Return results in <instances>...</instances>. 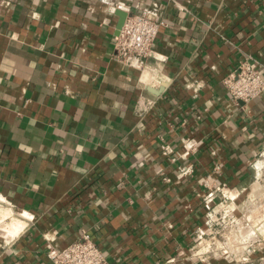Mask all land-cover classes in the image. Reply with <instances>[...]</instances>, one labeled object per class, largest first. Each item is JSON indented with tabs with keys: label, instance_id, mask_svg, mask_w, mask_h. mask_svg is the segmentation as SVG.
I'll return each instance as SVG.
<instances>
[{
	"label": "crops",
	"instance_id": "obj_1",
	"mask_svg": "<svg viewBox=\"0 0 264 264\" xmlns=\"http://www.w3.org/2000/svg\"><path fill=\"white\" fill-rule=\"evenodd\" d=\"M125 6L164 21L142 69L113 56ZM245 57L264 64V0H0V214L21 225L0 230V264H54L48 246L84 231L112 264H231L197 229L215 168L239 202L264 167V94L223 84Z\"/></svg>",
	"mask_w": 264,
	"mask_h": 264
},
{
	"label": "built area",
	"instance_id": "obj_2",
	"mask_svg": "<svg viewBox=\"0 0 264 264\" xmlns=\"http://www.w3.org/2000/svg\"><path fill=\"white\" fill-rule=\"evenodd\" d=\"M124 9L128 11V15L119 33L115 36L113 56L128 66L142 69L144 62L157 54L155 41L164 21L145 8L134 11L131 6H125ZM223 84L235 101L248 104L264 94V64L253 57H245L223 77ZM156 103V98L140 95L136 101L135 110L141 117H145ZM201 142L195 138H185L183 141L185 153L198 151ZM163 148L165 154L173 155L174 148L172 146L166 144L163 145ZM185 153L182 156L186 155ZM193 170L191 165L181 168V172L184 174L192 173ZM216 171L217 168L208 175L206 185L209 189H214V187L220 189L221 199L214 205L217 197L215 190H211L206 196L207 208L212 211L208 214V227L197 229V237L200 242L204 241L203 235L209 234L211 225L216 220L222 224L228 217L229 220L231 219V223L238 222L235 209L241 191L235 192L236 187H231L227 182L216 185L213 176ZM213 240H215V236L212 235L208 237V242L205 240L203 243L212 245ZM47 256L54 264H112L102 247L86 231L66 246L49 245ZM214 256L217 257V255Z\"/></svg>",
	"mask_w": 264,
	"mask_h": 264
},
{
	"label": "rangeland",
	"instance_id": "obj_3",
	"mask_svg": "<svg viewBox=\"0 0 264 264\" xmlns=\"http://www.w3.org/2000/svg\"><path fill=\"white\" fill-rule=\"evenodd\" d=\"M263 173H264V167L260 168L258 170L256 177H254L253 180L248 182L246 186L247 190L244 192L243 198H241L242 201L237 202V208L235 209V213L237 216L236 221H238L237 223L236 222L231 223L230 222L231 219L229 220L228 217L226 218L225 222H222V224L217 222V220L216 222L212 223L211 230L209 234L206 236L208 237L209 235L210 236L213 235L215 236V240H213L212 245L204 244L207 247H209L208 251L210 255L213 256L217 255V257L221 255L220 257L223 259L225 258V260H228L229 263L238 264L244 261V258L248 257L249 253L252 252L256 253L259 252L260 250H264V237H263L264 235L255 234L252 236H248L249 230L253 227L252 223H254L255 225L258 223V221L259 222L261 221V216L264 217V174ZM254 205L260 206L259 208L254 210L255 214L253 213V211H251ZM249 208H251L250 211H248ZM253 216H255V218ZM249 223L251 224V227L247 226ZM1 229L2 226H0V230ZM245 234L247 236L246 238H244ZM245 241L246 242L249 241L247 242V245ZM242 246H244L243 249L244 252L238 253L236 250H240ZM236 247L237 249L236 250L233 249L234 250L233 251L232 248H236Z\"/></svg>",
	"mask_w": 264,
	"mask_h": 264
},
{
	"label": "bare ground",
	"instance_id": "obj_4",
	"mask_svg": "<svg viewBox=\"0 0 264 264\" xmlns=\"http://www.w3.org/2000/svg\"><path fill=\"white\" fill-rule=\"evenodd\" d=\"M261 202V201H260ZM260 206L258 205H254L252 208V210L251 211H253V213L255 212L254 210H256L257 208H259ZM250 209L251 208H249V210L248 211H250ZM257 213V212H256ZM251 214V213H250ZM255 214V213H254ZM9 215H10V212L8 211V210H4L1 214H0V226H2V229L4 230V232L6 231H11V232H13V233H17L19 230H20V228H21V225L19 224V223H17L16 222V224H14V223H9L8 225L6 224V221H5V219L7 218V217H9ZM254 218H255V216H253ZM252 217V218H253ZM251 218V219H252ZM256 218H257V216H256ZM259 218V217H258ZM250 219V220H251ZM260 219V218H259ZM249 220V219H248ZM254 220H256V219H254ZM243 221V220H242ZM252 221V220H251ZM249 222V221H248ZM254 222V221H253ZM257 222V221H256ZM242 223V222H241ZM241 225V224H240ZM245 225H246V223H245ZM252 225H253V227L250 229L249 227H251V224L249 223L247 226H249L248 228L251 230H249V234H248V236H252V235H255V234H262V235H264V217H262L261 216V221L259 222L258 221V223L257 224H255L254 225V223H252ZM243 226H244V224H243ZM246 226V227H247ZM247 228V229H248ZM247 234V233H246ZM246 234H245V237L244 238H246L247 236H246ZM259 235V236H260ZM264 237V236H263ZM243 240V239H242ZM232 242H234V241H232ZM246 242V241H245ZM245 242H244V244H245ZM247 242H249V241H247ZM247 242H246V245H247ZM233 249H237V247L236 248H232V250ZM243 249H244V246H242V248H240V250H236L238 253L239 252H244L243 251ZM234 251V250H233Z\"/></svg>",
	"mask_w": 264,
	"mask_h": 264
},
{
	"label": "water",
	"instance_id": "obj_5",
	"mask_svg": "<svg viewBox=\"0 0 264 264\" xmlns=\"http://www.w3.org/2000/svg\"><path fill=\"white\" fill-rule=\"evenodd\" d=\"M118 15H119V19H118V31H120L121 27L123 26L124 22H125V19L128 15V11L125 10V9H116L115 10Z\"/></svg>",
	"mask_w": 264,
	"mask_h": 264
}]
</instances>
